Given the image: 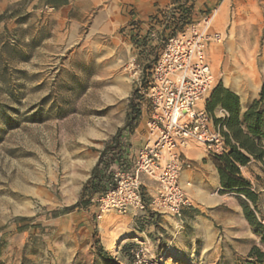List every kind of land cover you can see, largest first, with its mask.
I'll return each mask as SVG.
<instances>
[{
  "label": "rangeland",
  "instance_id": "rangeland-1",
  "mask_svg": "<svg viewBox=\"0 0 264 264\" xmlns=\"http://www.w3.org/2000/svg\"><path fill=\"white\" fill-rule=\"evenodd\" d=\"M190 1L194 20L224 3L214 23L223 41L208 52L215 87L239 96L242 118L261 101L264 132V0H0V264H255L251 251L264 253V229L246 214L264 225L260 160L241 167L257 204L208 171L180 179L181 218L81 201L129 115L146 114L140 83L180 29L174 7ZM187 150L217 169V155Z\"/></svg>",
  "mask_w": 264,
  "mask_h": 264
},
{
  "label": "built area",
  "instance_id": "built-area-1",
  "mask_svg": "<svg viewBox=\"0 0 264 264\" xmlns=\"http://www.w3.org/2000/svg\"><path fill=\"white\" fill-rule=\"evenodd\" d=\"M184 6L183 11L174 7L180 29L163 41L158 60L140 83V99L147 106L146 114L142 113L145 135L141 136L138 126L134 130L123 127L117 143L99 163L95 182L100 191L95 197L102 211L137 215L149 210L152 216L181 218L189 206L180 183L181 173L191 168L185 151L191 145L214 155L226 150L221 124L216 125L200 106L215 88L208 52L223 37L214 30V14L194 20L192 2ZM226 115L219 110L218 118ZM136 133L139 146L132 141ZM145 179L157 185V194L151 199L144 192Z\"/></svg>",
  "mask_w": 264,
  "mask_h": 264
},
{
  "label": "trees",
  "instance_id": "trees-1",
  "mask_svg": "<svg viewBox=\"0 0 264 264\" xmlns=\"http://www.w3.org/2000/svg\"><path fill=\"white\" fill-rule=\"evenodd\" d=\"M261 99H264V88L261 93ZM260 102H255L242 118L239 96L219 85L213 89L206 103V111L213 119L218 110H223L227 113L225 119L218 117L214 119L216 125L221 124L222 126L221 131L226 145L225 152L215 157L221 186L224 190L235 191L244 195L254 204H257L256 198L251 192L250 182L241 175V167L249 165L252 159L264 162V132L260 128L261 116L257 112ZM140 118L141 111L132 112L124 128L134 130L138 126ZM122 130L115 138L114 143L107 146L101 153V158L92 177L84 185L83 191L86 196L85 198L82 197L81 201L85 199L87 203L90 202L94 195L96 196V193L100 191V184L95 182L98 178L99 163L106 151L117 143ZM80 204L78 203L69 210L76 209ZM246 214L252 225L264 229V225L258 223L255 214L249 207L246 208ZM250 258L255 259V264H264V253L258 248H254L251 251Z\"/></svg>",
  "mask_w": 264,
  "mask_h": 264
},
{
  "label": "crops",
  "instance_id": "crops-1",
  "mask_svg": "<svg viewBox=\"0 0 264 264\" xmlns=\"http://www.w3.org/2000/svg\"><path fill=\"white\" fill-rule=\"evenodd\" d=\"M219 14H221L222 16L218 20L226 18V8L224 6V3L216 10V15L214 17V23H216V21H218L216 19H217ZM143 122L146 123V118L142 115L140 120H139V123H138V132L143 131L146 128V126L142 127ZM145 132H146V130H145ZM132 141L135 145H137V146L140 145V141L138 140L137 133L133 136ZM193 146H195V145H193ZM195 148L199 149V147H197V146H195ZM187 151L188 150L185 151V154L188 157V159L190 160L191 168L184 170L180 175V179H184V181H185L186 179H189L190 176L192 177V179H204L205 178L204 175H205V173H207L206 171L212 172L213 179H220V176H219L218 170L216 169V166L212 162V159L210 157H208L206 153L202 154L201 151H197L194 153L195 156L192 159H190V157L187 154ZM144 192H145V195L148 199H150L151 197L154 196L150 192V189H147V191L144 190ZM157 217L158 216H153V220L156 219Z\"/></svg>",
  "mask_w": 264,
  "mask_h": 264
},
{
  "label": "bare ground",
  "instance_id": "bare-ground-1",
  "mask_svg": "<svg viewBox=\"0 0 264 264\" xmlns=\"http://www.w3.org/2000/svg\"><path fill=\"white\" fill-rule=\"evenodd\" d=\"M215 15H216V11H215V13H214V15H213V17H212V21H213V23H214V17H215ZM214 199H215V198H214ZM204 201H205V200H204ZM209 201H211V200H206L205 203L208 204V203H210ZM210 234H212V233L210 232ZM210 238L212 239L213 236L210 235Z\"/></svg>",
  "mask_w": 264,
  "mask_h": 264
}]
</instances>
